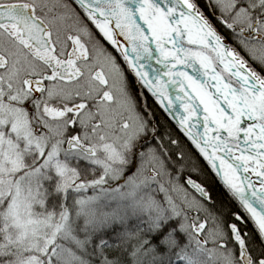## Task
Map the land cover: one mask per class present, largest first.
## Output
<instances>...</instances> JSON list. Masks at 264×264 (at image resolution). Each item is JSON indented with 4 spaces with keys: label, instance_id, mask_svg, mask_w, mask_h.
I'll list each match as a JSON object with an SVG mask.
<instances>
[{
    "label": "snow or ice",
    "instance_id": "snow-or-ice-1",
    "mask_svg": "<svg viewBox=\"0 0 264 264\" xmlns=\"http://www.w3.org/2000/svg\"><path fill=\"white\" fill-rule=\"evenodd\" d=\"M0 264H264V0H0Z\"/></svg>",
    "mask_w": 264,
    "mask_h": 264
}]
</instances>
